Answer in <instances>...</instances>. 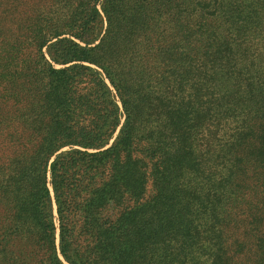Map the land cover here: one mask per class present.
I'll return each mask as SVG.
<instances>
[{"label": "trees", "instance_id": "obj_1", "mask_svg": "<svg viewBox=\"0 0 264 264\" xmlns=\"http://www.w3.org/2000/svg\"><path fill=\"white\" fill-rule=\"evenodd\" d=\"M0 264H264V0H0Z\"/></svg>", "mask_w": 264, "mask_h": 264}, {"label": "rangeland", "instance_id": "obj_2", "mask_svg": "<svg viewBox=\"0 0 264 264\" xmlns=\"http://www.w3.org/2000/svg\"><path fill=\"white\" fill-rule=\"evenodd\" d=\"M165 16V15H164ZM164 16L161 18V23H162V20H163V18H164ZM161 23H159V25H158V27H159V34H161V35H167L168 33H167V30H168V25L166 24V22L165 23H163V24H161ZM163 32V33H162Z\"/></svg>", "mask_w": 264, "mask_h": 264}]
</instances>
